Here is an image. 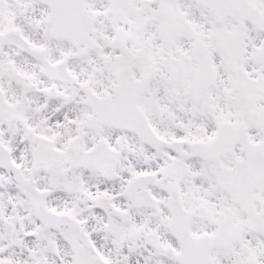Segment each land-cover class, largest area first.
<instances>
[{
    "label": "snow or ice",
    "instance_id": "snow-or-ice-1",
    "mask_svg": "<svg viewBox=\"0 0 264 264\" xmlns=\"http://www.w3.org/2000/svg\"><path fill=\"white\" fill-rule=\"evenodd\" d=\"M0 264H264V0H0Z\"/></svg>",
    "mask_w": 264,
    "mask_h": 264
}]
</instances>
